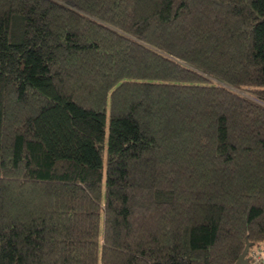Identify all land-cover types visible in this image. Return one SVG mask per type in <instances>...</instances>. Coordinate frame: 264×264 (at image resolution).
Wrapping results in <instances>:
<instances>
[{"label":"trees","instance_id":"1","mask_svg":"<svg viewBox=\"0 0 264 264\" xmlns=\"http://www.w3.org/2000/svg\"><path fill=\"white\" fill-rule=\"evenodd\" d=\"M247 243L264 0H0V264H236Z\"/></svg>","mask_w":264,"mask_h":264},{"label":"built area","instance_id":"2","mask_svg":"<svg viewBox=\"0 0 264 264\" xmlns=\"http://www.w3.org/2000/svg\"><path fill=\"white\" fill-rule=\"evenodd\" d=\"M247 258L248 264H264V243L252 247Z\"/></svg>","mask_w":264,"mask_h":264},{"label":"water","instance_id":"3","mask_svg":"<svg viewBox=\"0 0 264 264\" xmlns=\"http://www.w3.org/2000/svg\"><path fill=\"white\" fill-rule=\"evenodd\" d=\"M253 247V244L247 243L246 248L243 252V254L239 257V260L236 264H248V254L250 249Z\"/></svg>","mask_w":264,"mask_h":264},{"label":"rangeland","instance_id":"4","mask_svg":"<svg viewBox=\"0 0 264 264\" xmlns=\"http://www.w3.org/2000/svg\"><path fill=\"white\" fill-rule=\"evenodd\" d=\"M103 222H104V219L102 218L101 230H103Z\"/></svg>","mask_w":264,"mask_h":264}]
</instances>
